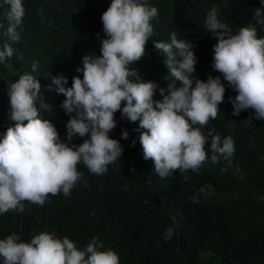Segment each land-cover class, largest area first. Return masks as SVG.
Wrapping results in <instances>:
<instances>
[{
  "label": "trees",
  "instance_id": "obj_1",
  "mask_svg": "<svg viewBox=\"0 0 264 264\" xmlns=\"http://www.w3.org/2000/svg\"><path fill=\"white\" fill-rule=\"evenodd\" d=\"M110 2L22 0L25 15L17 27L20 38L11 42L3 18L8 5L0 0V44L10 43L13 48L8 64L0 65V139L14 126L9 119L8 87L19 75L31 74L41 85L36 102L39 117L51 121L61 140L68 143L65 125L69 116L61 108L65 97L57 93L52 78H66L65 87H71L73 77L83 78L76 69L83 68L84 56L100 55V40L105 38L101 16ZM145 2L158 10L151 21L154 35L146 44L143 58L131 68L143 81L166 88L164 58L154 50L153 43L170 42L173 31L178 39L193 43L197 63L192 79L206 82L209 76H221L226 88L216 119H210L201 131L207 136L214 128L221 139L231 136L234 155L212 163L209 138L205 145L208 158L199 174L189 171L187 182L179 170L161 178L153 161L143 159L140 132L134 131L139 121L132 123L117 112V126L110 138L118 140L124 149L119 162L109 164L100 176L78 164L83 177L72 189L71 199L53 198L43 208L13 216L1 214L0 239L16 233L21 241L29 242L42 232L55 233L60 239L67 236L83 250L97 237L104 244L101 250L115 251L120 264H264V120L252 118V110L239 116L232 114L229 98L237 93L211 67L217 41L205 28L208 12L216 7L221 22L223 18L232 27L239 26V31L251 22L260 0H225L226 7L222 0ZM33 62L37 64L35 71ZM161 99L159 93L154 95V100ZM122 130L128 131L127 140L121 139ZM82 142L74 137L71 143ZM206 185L214 189L207 196L199 192ZM194 195L198 203L192 202ZM169 227L175 231L165 241L162 236Z\"/></svg>",
  "mask_w": 264,
  "mask_h": 264
},
{
  "label": "clouds",
  "instance_id": "obj_2",
  "mask_svg": "<svg viewBox=\"0 0 264 264\" xmlns=\"http://www.w3.org/2000/svg\"><path fill=\"white\" fill-rule=\"evenodd\" d=\"M4 3L8 5L3 17L8 24L6 35L11 42H17V27L25 9L22 0ZM222 4L227 6L225 0ZM260 5L256 4L259 8L254 9L251 22L239 31V26L232 27L222 15L221 22L216 7L205 20L206 30L217 41L211 67L237 93L229 98L232 114L239 116L252 110L255 120H264V38H258L264 35V0ZM157 15V8L145 0H111L101 16L105 38L100 40V55L84 56L83 68L76 69L83 78L73 77L71 87L64 86L68 81L62 76L52 78L57 93L65 97L61 108L69 116L65 125L68 143L61 140L51 121L39 117V81L31 74H22L10 84L9 119L14 126L0 139V216L43 208L53 198L71 199L72 189L83 177L77 168L80 163L91 174L100 176L107 172L109 164L119 162L124 149L118 140L110 138L117 126V112L132 123L139 121L134 131L140 132L143 159L153 161L161 178L179 170L187 182L186 173L199 174L208 158L205 145L209 138L212 163L234 155L231 136L221 139L214 128L207 136L201 131L210 119H216L226 88L221 76H209L206 82L192 79L197 63L193 43L178 39L175 31L170 42L153 43L154 50L164 58L166 88H159L151 80L143 81L139 72L131 68L145 54L146 44L154 35L151 21ZM12 56L10 43L0 44V65H7ZM36 68L33 62L32 70ZM156 93L161 100H154ZM74 137L83 142L71 143ZM128 138V131L122 130L121 139ZM135 144L133 140L132 146ZM212 191V185L199 189L206 196ZM191 199L199 202L195 195ZM174 231L169 227L162 239H171ZM156 243L159 246V241ZM101 249L104 244L97 237L79 250L67 236L60 239L55 233L42 232L23 242L13 233L0 239V260L2 264H120L115 251Z\"/></svg>",
  "mask_w": 264,
  "mask_h": 264
}]
</instances>
